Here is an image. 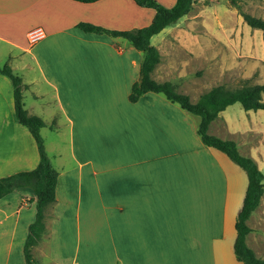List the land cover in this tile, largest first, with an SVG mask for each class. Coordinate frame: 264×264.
Listing matches in <instances>:
<instances>
[{"label":"crops","instance_id":"1","mask_svg":"<svg viewBox=\"0 0 264 264\" xmlns=\"http://www.w3.org/2000/svg\"><path fill=\"white\" fill-rule=\"evenodd\" d=\"M156 1L167 8L175 3ZM153 16L132 0H0V52L22 80L24 109L44 129L67 135V162L61 151H52L51 159L43 140L58 173L55 201L43 220L50 211L52 221L59 215L64 226L73 211L79 243L83 233L106 237V254L86 251L81 257L77 251L70 263L61 255L48 264H243L233 245L244 196L237 195L230 159L204 146L199 119L162 95L147 92L129 101L142 52L125 39L77 28L87 23L127 31ZM34 28L44 38L30 45L27 34ZM162 40L154 46L159 53ZM160 62L151 77L176 85L156 76ZM218 120L230 135L222 115L209 134L233 140L213 132ZM38 159L35 141L14 118L11 83L0 74V178L33 170ZM34 217L30 188L0 199V264H25L23 245Z\"/></svg>","mask_w":264,"mask_h":264},{"label":"rangeland","instance_id":"2","mask_svg":"<svg viewBox=\"0 0 264 264\" xmlns=\"http://www.w3.org/2000/svg\"><path fill=\"white\" fill-rule=\"evenodd\" d=\"M234 1L236 7L230 0H193L192 9L186 16L151 38L153 46L163 37L166 39L161 43V62L156 76L175 81L178 92L188 95L192 102L214 87L233 91L264 83V33L247 26L238 13V10L243 11L264 20V0ZM5 64L10 66L5 60V52H0V66ZM261 97L264 101V93ZM221 115L227 118L230 135L221 120L216 121L213 132L235 140L239 153L251 157L264 174V111H245L236 103L218 117ZM64 133V130L58 135L54 129H40L49 156L52 151H61L62 161L67 162L66 149L62 144V141L64 145L67 142ZM230 163L229 171L235 174L237 195L241 192L244 196L246 174L232 161ZM63 166L69 170L70 161ZM238 207L240 209L241 203ZM58 216L52 221L50 211L45 214L42 236L46 238L43 242L40 240L31 252L36 264H48L51 257L61 255L70 263L77 251L81 257L86 251L106 254V237L103 234L88 236L83 233L79 243L73 211H68L64 226ZM247 225L251 231L246 244L264 260V194ZM87 246L90 249L87 250ZM43 247L45 255L42 256ZM82 262V259L78 260L79 264ZM88 263L99 264L100 261L89 260Z\"/></svg>","mask_w":264,"mask_h":264},{"label":"trees","instance_id":"3","mask_svg":"<svg viewBox=\"0 0 264 264\" xmlns=\"http://www.w3.org/2000/svg\"><path fill=\"white\" fill-rule=\"evenodd\" d=\"M79 3H93L99 0H72ZM136 6L154 11L151 22L141 28L115 31L100 26L78 23L77 28L86 33L106 34L111 37H119L131 43V45L144 54L139 68V79L133 83L128 99L136 102L143 94L152 92L162 95L170 103L178 105L183 111L196 116L199 119L197 135L201 143L209 148L224 153L234 164L243 170L247 177L242 206L236 216L233 250L235 257L243 264H264V260L258 258L253 250L246 244V237L251 229L247 225L250 216L261 203L264 194V174L251 158L239 153L233 140L221 139L208 132L210 124L227 107L238 103L245 111H264V101L261 95L264 93V83L250 87H243L233 91H223L221 87H214L200 95L197 101L192 102L188 95L178 92L176 85L171 82H157L151 77L155 66L160 62V53L153 45L151 38L159 34L165 28L174 26L181 18L192 9L193 0H175L172 7L167 8L156 0H132ZM231 4L236 7L234 0ZM243 21L252 29L261 30L264 33V20L249 13L239 11ZM0 74L9 79L13 92L14 118L16 122L24 126L35 141L38 152V164L30 171H22L10 176L0 178V199L14 192L18 188H30L34 194L35 217L28 226L27 235L23 245V257L25 264H36L31 248L40 239L43 233V211L48 204L55 201V186L57 171L53 168L46 153L40 129L45 125L35 116H29L24 109L22 101V80L7 64L0 66Z\"/></svg>","mask_w":264,"mask_h":264},{"label":"built area","instance_id":"4","mask_svg":"<svg viewBox=\"0 0 264 264\" xmlns=\"http://www.w3.org/2000/svg\"><path fill=\"white\" fill-rule=\"evenodd\" d=\"M44 38V33L40 28H34L27 34V41L30 45H34Z\"/></svg>","mask_w":264,"mask_h":264}]
</instances>
